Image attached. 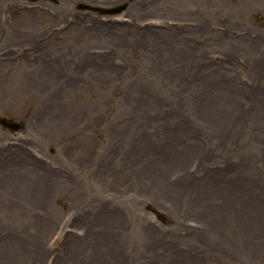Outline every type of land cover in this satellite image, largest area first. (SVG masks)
<instances>
[{"label":"rangeland","instance_id":"obj_1","mask_svg":"<svg viewBox=\"0 0 264 264\" xmlns=\"http://www.w3.org/2000/svg\"><path fill=\"white\" fill-rule=\"evenodd\" d=\"M0 264H264V0H0Z\"/></svg>","mask_w":264,"mask_h":264},{"label":"water","instance_id":"obj_2","mask_svg":"<svg viewBox=\"0 0 264 264\" xmlns=\"http://www.w3.org/2000/svg\"><path fill=\"white\" fill-rule=\"evenodd\" d=\"M112 12H115V11H112Z\"/></svg>","mask_w":264,"mask_h":264}]
</instances>
